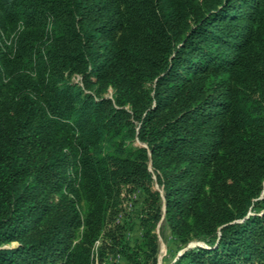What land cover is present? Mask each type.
I'll return each mask as SVG.
<instances>
[{"label":"trees","instance_id":"trees-1","mask_svg":"<svg viewBox=\"0 0 264 264\" xmlns=\"http://www.w3.org/2000/svg\"><path fill=\"white\" fill-rule=\"evenodd\" d=\"M162 222L264 264V0H0V264H157Z\"/></svg>","mask_w":264,"mask_h":264},{"label":"rangeland","instance_id":"rangeland-1","mask_svg":"<svg viewBox=\"0 0 264 264\" xmlns=\"http://www.w3.org/2000/svg\"><path fill=\"white\" fill-rule=\"evenodd\" d=\"M112 93L110 89L107 93L109 97ZM159 251L157 264H171L177 259L178 254L174 253V245L171 243L170 232L167 225L162 222L157 228Z\"/></svg>","mask_w":264,"mask_h":264},{"label":"water","instance_id":"water-1","mask_svg":"<svg viewBox=\"0 0 264 264\" xmlns=\"http://www.w3.org/2000/svg\"><path fill=\"white\" fill-rule=\"evenodd\" d=\"M195 245H198V246H202L201 244H191L188 248H191V247H193V246H195ZM186 250V249H185ZM184 250V251H185ZM184 251H181L179 254H178V256H177V258L184 252Z\"/></svg>","mask_w":264,"mask_h":264}]
</instances>
